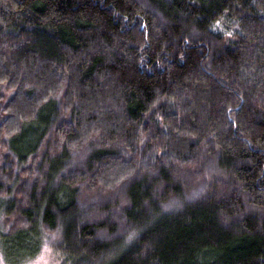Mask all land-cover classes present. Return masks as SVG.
Returning a JSON list of instances; mask_svg holds the SVG:
<instances>
[{
    "label": "trees",
    "instance_id": "16d2710c",
    "mask_svg": "<svg viewBox=\"0 0 264 264\" xmlns=\"http://www.w3.org/2000/svg\"><path fill=\"white\" fill-rule=\"evenodd\" d=\"M2 246L264 264V0H0Z\"/></svg>",
    "mask_w": 264,
    "mask_h": 264
},
{
    "label": "rangeland",
    "instance_id": "374dc122",
    "mask_svg": "<svg viewBox=\"0 0 264 264\" xmlns=\"http://www.w3.org/2000/svg\"><path fill=\"white\" fill-rule=\"evenodd\" d=\"M9 251V249L7 247H0V264H58L57 261H55L53 259V257L51 256V254L49 253L48 249L43 248V250H41L39 252V254H37L35 257L28 259L27 261H25L24 263L20 262V261H15L16 259H13L10 263L6 261V257H7V251ZM10 252L12 253V251L10 250ZM10 258H12L10 256Z\"/></svg>",
    "mask_w": 264,
    "mask_h": 264
}]
</instances>
